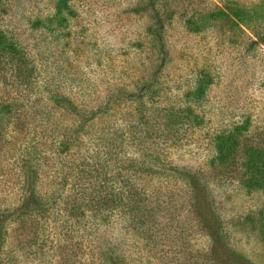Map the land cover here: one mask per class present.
I'll use <instances>...</instances> for the list:
<instances>
[{"label": "rangeland", "instance_id": "rangeland-1", "mask_svg": "<svg viewBox=\"0 0 264 264\" xmlns=\"http://www.w3.org/2000/svg\"><path fill=\"white\" fill-rule=\"evenodd\" d=\"M0 35L19 50L0 57V264H264L242 167L264 149V0H7ZM82 172L103 193L129 178L137 208L77 215Z\"/></svg>", "mask_w": 264, "mask_h": 264}, {"label": "trees", "instance_id": "trees-1", "mask_svg": "<svg viewBox=\"0 0 264 264\" xmlns=\"http://www.w3.org/2000/svg\"><path fill=\"white\" fill-rule=\"evenodd\" d=\"M3 1H7V0H0V3ZM18 55H19V50L17 49V46L8 42L6 37L0 35V57L8 56L11 61L13 57L18 56ZM19 63L22 64V62H19ZM0 109L2 111H7V110H10V106L0 105ZM241 137H242L241 128L235 127L230 133L219 135L216 138L214 148H215V154H216L215 161L218 164H225L235 157V154L240 145L239 141ZM243 158L244 160L242 163V167L246 175V178L243 182L244 187L247 190H260L261 192L264 193V149L257 148L254 146H245L243 148ZM126 169H123V170L126 171ZM141 170L142 172H146L151 175H163L164 176L163 173L165 172V169L163 168V166H161L157 162H155V164H153L152 162L149 165L142 164L140 165V171ZM82 173L83 175L80 176L79 174V178H78L79 179L78 181H82V184L80 185L76 184L77 187L80 188L79 190L80 198L79 199L82 198L81 203L80 204L71 203L68 200L65 202V204L68 205V208H74V210L77 212V215L78 213L79 215H81L80 210L82 208H85L86 205H89V206L93 205L94 201H95L94 204L98 208H109L110 204L118 208H126V207L137 208V202L135 200L137 196V190L136 189L131 190L132 188L128 187V183L130 182L129 178H126L122 184L119 182L116 183L115 181L112 180V185L118 184L120 187H122L120 188L121 193L116 194L113 188H111L110 192L103 193V191L99 190V188L94 189L95 186H93V183H92L93 181H92V177L90 176V174H88L89 176L87 177L84 175L85 174L84 172ZM181 175H183L184 177H188V179L192 178L189 172H186V171L181 173ZM194 186L195 187L192 188V191L194 192L195 202L202 203V198L200 194L201 188L196 183L194 184ZM126 187L128 188L129 191H134V193H136L135 198L133 196H130L129 192L126 193L127 191L125 190L127 189ZM127 195L133 198L132 200L134 201V203L132 206L128 205L125 207V198ZM29 213L30 212L28 209L23 211L21 215L22 219H24L25 217H28ZM97 216L98 215H96V217ZM216 223L217 221L215 217L213 215H210V213L207 212L203 218V226H204L203 229L205 230V232L208 233L211 239H216V236L218 233V228L216 226ZM261 237L264 240V224L261 227ZM229 260H231L232 264H238L240 262L239 258H235V257H232ZM126 262L127 261L122 258H119L118 260L115 261V263L117 264H127Z\"/></svg>", "mask_w": 264, "mask_h": 264}]
</instances>
